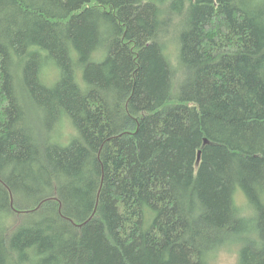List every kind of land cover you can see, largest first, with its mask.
I'll return each instance as SVG.
<instances>
[{"label": "trees", "instance_id": "trees-1", "mask_svg": "<svg viewBox=\"0 0 264 264\" xmlns=\"http://www.w3.org/2000/svg\"><path fill=\"white\" fill-rule=\"evenodd\" d=\"M230 246L264 264V0H0V264Z\"/></svg>", "mask_w": 264, "mask_h": 264}, {"label": "rangeland", "instance_id": "rangeland-1", "mask_svg": "<svg viewBox=\"0 0 264 264\" xmlns=\"http://www.w3.org/2000/svg\"><path fill=\"white\" fill-rule=\"evenodd\" d=\"M210 264H238L237 247L222 248L214 255Z\"/></svg>", "mask_w": 264, "mask_h": 264}, {"label": "water", "instance_id": "water-1", "mask_svg": "<svg viewBox=\"0 0 264 264\" xmlns=\"http://www.w3.org/2000/svg\"><path fill=\"white\" fill-rule=\"evenodd\" d=\"M198 155H199V153H198Z\"/></svg>", "mask_w": 264, "mask_h": 264}]
</instances>
